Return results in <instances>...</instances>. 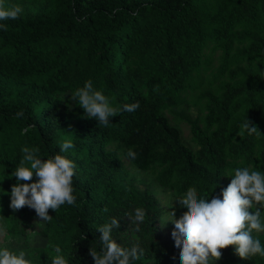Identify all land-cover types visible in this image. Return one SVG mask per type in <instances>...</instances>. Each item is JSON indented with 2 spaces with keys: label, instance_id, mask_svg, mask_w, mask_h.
I'll return each mask as SVG.
<instances>
[{
  "label": "trees",
  "instance_id": "16d2710c",
  "mask_svg": "<svg viewBox=\"0 0 264 264\" xmlns=\"http://www.w3.org/2000/svg\"><path fill=\"white\" fill-rule=\"evenodd\" d=\"M5 3L34 5L37 12L0 21L8 26L0 30L2 247L13 241V251H25L32 264H51L56 247L69 264H95L89 251L100 250L97 228L116 218L113 239L143 249L133 264H181V249L162 239L160 203L150 189L128 183L122 159L177 199L190 186L207 199L221 196L231 182L226 176L238 167L264 172V0ZM88 80L112 106L138 102L139 108L99 125L70 96ZM189 98L204 106L203 118L184 114ZM168 113L191 126L196 150L183 143ZM247 116L262 136L239 135ZM69 139L74 147L62 152ZM23 147L39 148L42 159L63 155L76 165V205L50 209L49 222L28 207L10 208L17 183L11 174ZM129 148L136 159L127 157ZM136 208L146 216L133 224ZM186 211L176 210V216ZM259 239L264 245V235ZM221 251L211 264H264L259 255L241 259L233 247Z\"/></svg>",
  "mask_w": 264,
  "mask_h": 264
},
{
  "label": "clouds",
  "instance_id": "9594fccd",
  "mask_svg": "<svg viewBox=\"0 0 264 264\" xmlns=\"http://www.w3.org/2000/svg\"><path fill=\"white\" fill-rule=\"evenodd\" d=\"M23 13L20 5H7L0 0V21L15 20ZM7 24L0 23V30H7ZM74 104L85 110L89 119H95L99 125L108 126L110 118L117 117L124 111L134 112L139 103L125 104L120 108L112 106L108 97L102 91L93 88L91 80L76 89L71 95ZM23 111H18L16 117H23ZM262 136L258 127L253 125L248 116L240 126L239 135ZM72 141L64 140L60 145L62 152L73 148ZM23 157L11 174L17 183L11 188L10 208L19 211L24 207L35 210L39 221L49 222L52 216L49 210L57 212L61 206L76 205L73 178L76 165L67 157L56 154L47 159L38 156L39 148H22ZM127 157L137 158V153L129 148ZM36 177V182L33 178ZM230 184L223 190L221 196L207 199L198 196L195 187H189L176 201L187 211L177 219L176 211L166 213L163 225L171 222L174 225L172 237L175 247L181 249L179 259L181 264H211L222 258V249L233 247L235 254L243 260H249L257 255L264 257V245L259 234L264 233V172L249 167H238L228 173ZM27 182V183H25ZM173 207V206H172ZM171 207V208H172ZM107 211V209H105ZM146 211L136 208L131 216L133 224L142 223ZM120 220L113 218L110 223L97 228L100 233V250L90 248L89 255L95 264H133L143 255L139 244L130 249L122 247L112 237L114 229L120 227ZM39 223V222H37ZM84 238V237H83ZM55 256L51 264H69L61 255V248H54ZM23 250H10L0 247V264H32L26 258Z\"/></svg>",
  "mask_w": 264,
  "mask_h": 264
},
{
  "label": "rangeland",
  "instance_id": "374dc122",
  "mask_svg": "<svg viewBox=\"0 0 264 264\" xmlns=\"http://www.w3.org/2000/svg\"><path fill=\"white\" fill-rule=\"evenodd\" d=\"M37 7H35L34 5H25L23 6V12L24 15L26 16L28 15H33L37 12ZM220 53H216V57L219 56ZM218 61L213 65V69H217L218 67ZM216 84H219V82H217ZM193 95H197V92L193 93ZM192 95V96H193ZM195 97V96H193ZM191 98H189L188 102L185 103L182 108H184L185 112L184 114L187 115L189 118L193 119V120H198L203 118L206 115V111L204 110V106L201 105H195L194 103L196 102V100H193L192 102L190 101ZM195 101V102H194ZM169 118L171 119V122L176 125L182 134V140L183 143L189 147L192 150H196L197 147L196 145H194L191 141L192 139V132H191V126L186 123L185 121H175L174 116L170 113H168ZM200 122V126H203V123L201 120H199ZM124 166L127 167L129 173H130V177L128 179V183H131L137 187H139L142 190H146V189H150L153 194L154 197L158 200V202L161 205L162 208V212H163V217L161 219V223H160V227H161V236L163 241H166L169 244L175 243V240L172 237V232L174 231V225L169 222L166 225H163L164 220L166 219V213L170 212L172 210H179L181 208H183L177 200V198H175L174 196H172L171 194L167 193L166 191H164L162 188H160L157 183L155 182V180L150 177L148 174L139 172L138 170H136L134 167H132V165L130 164L129 161H127L126 159H122ZM173 206V207H172ZM172 207V208H171ZM177 217V216H176ZM180 217H177V219H179ZM4 228L2 225H0V247H2V244L4 243L5 239H4ZM259 235H264V233H260ZM8 247L10 250H14L13 249V241H9L8 243H6L3 247Z\"/></svg>",
  "mask_w": 264,
  "mask_h": 264
}]
</instances>
